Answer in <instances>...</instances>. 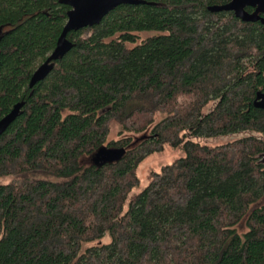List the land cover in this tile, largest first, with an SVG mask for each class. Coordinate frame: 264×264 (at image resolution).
<instances>
[{
	"label": "trees",
	"instance_id": "16d2710c",
	"mask_svg": "<svg viewBox=\"0 0 264 264\" xmlns=\"http://www.w3.org/2000/svg\"><path fill=\"white\" fill-rule=\"evenodd\" d=\"M226 2L119 5L31 87L71 7L0 0V119L24 102L0 137V264H264V23ZM244 130L262 136L192 140ZM166 144L186 155L131 195Z\"/></svg>",
	"mask_w": 264,
	"mask_h": 264
},
{
	"label": "water",
	"instance_id": "95a60500",
	"mask_svg": "<svg viewBox=\"0 0 264 264\" xmlns=\"http://www.w3.org/2000/svg\"><path fill=\"white\" fill-rule=\"evenodd\" d=\"M61 3L69 5L68 20L64 26L57 44L49 57L33 73L30 86H34L39 81L45 79L53 70L55 61L64 57L74 46L68 39V33L79 30L87 26L101 23L103 18L113 9L122 4H142L147 0H60ZM247 7L254 8L250 12ZM213 11H233L236 17L245 21H258L264 23V0H229L224 4L210 7ZM24 102L14 105L12 110L0 119V137L9 125L20 115Z\"/></svg>",
	"mask_w": 264,
	"mask_h": 264
},
{
	"label": "rangeland",
	"instance_id": "374dc122",
	"mask_svg": "<svg viewBox=\"0 0 264 264\" xmlns=\"http://www.w3.org/2000/svg\"><path fill=\"white\" fill-rule=\"evenodd\" d=\"M156 33L155 31L153 32H145L143 33V36L146 37L150 34ZM216 104L215 100H211L209 104H207L204 109L203 113H208L210 112ZM161 119V115H158L156 118V122H158ZM122 129L121 124L114 120L111 123V130L108 135L107 140H114L120 138V131ZM127 135H133L134 140L136 141L137 135L134 133H126ZM247 135H257V136H262L261 133L251 131V130H244V131H238L235 133H228V134H221L217 136H201V137H192V140L195 141H200L202 143H205L207 145L215 146V145H222L227 142H231L237 138L244 137ZM140 138V137H139ZM186 155V151L184 147L181 146H173L170 144H166L164 150L160 152H154L150 155H148L138 166V175L140 177V184L135 187L131 193V195H134L136 193H139L143 189H145L148 184L150 183L151 180V174L155 171H160L163 166L170 164L174 162L175 160L182 158ZM97 158V156H96ZM92 161V159H90ZM89 161V160H87ZM30 177L36 178V179H44V180H50V181H57L59 180V177L46 173V172H35L31 173ZM11 179V176H5L0 178V183H7ZM264 204V196L255 204L252 205L251 209H253L256 206H261ZM243 231L246 230L245 224H242L241 228ZM110 240V237L101 239L99 241H95L94 243H100V242H108ZM88 246L87 244L84 246Z\"/></svg>",
	"mask_w": 264,
	"mask_h": 264
},
{
	"label": "flooded vegetation",
	"instance_id": "af4514ba",
	"mask_svg": "<svg viewBox=\"0 0 264 264\" xmlns=\"http://www.w3.org/2000/svg\"><path fill=\"white\" fill-rule=\"evenodd\" d=\"M229 1V0H228ZM252 8V7H251ZM249 11V10H248ZM252 11H254V8H252ZM252 11H250V12H252Z\"/></svg>",
	"mask_w": 264,
	"mask_h": 264
}]
</instances>
